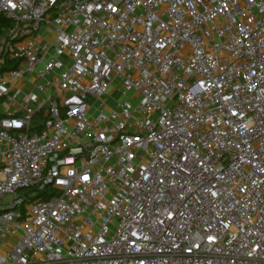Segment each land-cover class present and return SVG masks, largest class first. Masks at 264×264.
Listing matches in <instances>:
<instances>
[{"label":"built area","instance_id":"built-area-1","mask_svg":"<svg viewBox=\"0 0 264 264\" xmlns=\"http://www.w3.org/2000/svg\"><path fill=\"white\" fill-rule=\"evenodd\" d=\"M0 17V264H264V0ZM34 73L37 94L14 86Z\"/></svg>","mask_w":264,"mask_h":264},{"label":"crops","instance_id":"crops-1","mask_svg":"<svg viewBox=\"0 0 264 264\" xmlns=\"http://www.w3.org/2000/svg\"><path fill=\"white\" fill-rule=\"evenodd\" d=\"M34 42H35V44L37 46H40V47H44V46L51 47V45L55 42V36L53 34H50L49 33L48 27L41 26L39 28L37 34L35 35ZM50 51L51 52L48 53L47 55L44 56L42 54L39 57L41 59H43V61H47L49 58H51V57L54 56L53 51L52 50H50ZM63 61L65 63H67V60L66 59L63 60ZM42 68H43V63H41L38 66V70H40ZM30 80L32 81L31 83H26L27 81H30ZM38 81L39 80L36 77V73H34V74H31V75H26L23 80L17 82L14 86H19L20 89L22 90V93H31L32 92V93H36L37 94V91L34 90V85ZM8 88H10V87L8 86ZM123 98H124V96H123ZM103 102L107 105V100L106 99H103ZM17 106H18L17 104H14V105H11V104L6 105V109L3 110V111H0V115L7 116V115L11 114L13 112V110L17 108ZM98 106H100V105H98Z\"/></svg>","mask_w":264,"mask_h":264},{"label":"rangeland","instance_id":"rangeland-1","mask_svg":"<svg viewBox=\"0 0 264 264\" xmlns=\"http://www.w3.org/2000/svg\"><path fill=\"white\" fill-rule=\"evenodd\" d=\"M4 88H5V89H8V86H4ZM111 93H112V91H110V92L108 93V95L104 97V99L107 100V105H108L109 108H115V107H116L115 99H120V100H125V99H126L125 97L123 98V96L120 97V93H118V92L114 93L113 96L110 95ZM131 95H132V93H128L127 98H130ZM119 97H120V98H119ZM132 104H133L134 107L137 106L138 101L136 100V98H132ZM5 109H6V105H4V104L1 105V107H0V111H3V110H5ZM7 200H10V198H8ZM12 244H13V241H10L9 239H7V240L5 241V245H6V246H7V245L9 246V245H12Z\"/></svg>","mask_w":264,"mask_h":264},{"label":"trees","instance_id":"trees-1","mask_svg":"<svg viewBox=\"0 0 264 264\" xmlns=\"http://www.w3.org/2000/svg\"><path fill=\"white\" fill-rule=\"evenodd\" d=\"M0 24L9 25V22L7 20H5L4 18L0 17ZM15 66H16V64H15ZM3 103H4V99L3 98H0V106ZM2 118H4V116L0 115V119H2ZM41 120H42V117L41 116L37 117L36 120H35L36 124L39 123ZM32 131L33 132H38V130L36 128H33Z\"/></svg>","mask_w":264,"mask_h":264}]
</instances>
